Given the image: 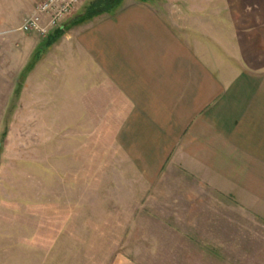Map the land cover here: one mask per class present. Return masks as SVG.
I'll return each instance as SVG.
<instances>
[{"label": "rangeland", "instance_id": "374dc122", "mask_svg": "<svg viewBox=\"0 0 264 264\" xmlns=\"http://www.w3.org/2000/svg\"><path fill=\"white\" fill-rule=\"evenodd\" d=\"M90 1L77 0L51 44L54 31L0 32V264H264V175L232 187L141 158L80 44L141 0L83 21Z\"/></svg>", "mask_w": 264, "mask_h": 264}, {"label": "crops", "instance_id": "0c3cea01", "mask_svg": "<svg viewBox=\"0 0 264 264\" xmlns=\"http://www.w3.org/2000/svg\"><path fill=\"white\" fill-rule=\"evenodd\" d=\"M34 4L0 0V32L19 31ZM94 27L97 42L80 38L96 54L85 63H97L99 97H114L141 158L232 187L264 175V0H141Z\"/></svg>", "mask_w": 264, "mask_h": 264}, {"label": "built area", "instance_id": "2783aa9c", "mask_svg": "<svg viewBox=\"0 0 264 264\" xmlns=\"http://www.w3.org/2000/svg\"><path fill=\"white\" fill-rule=\"evenodd\" d=\"M76 2L77 0H42L23 18L18 30L46 38L60 28L73 12Z\"/></svg>", "mask_w": 264, "mask_h": 264}, {"label": "trees", "instance_id": "16d2710c", "mask_svg": "<svg viewBox=\"0 0 264 264\" xmlns=\"http://www.w3.org/2000/svg\"><path fill=\"white\" fill-rule=\"evenodd\" d=\"M121 0H91L84 11H86L85 16L82 17L81 20H91L95 16L99 14L106 13L112 11L115 7L120 4ZM64 32L62 27L52 33L50 37V43L56 41Z\"/></svg>", "mask_w": 264, "mask_h": 264}]
</instances>
